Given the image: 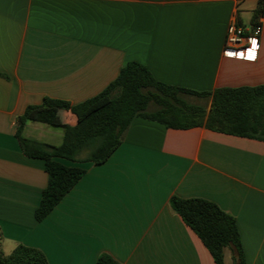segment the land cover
Here are the masks:
<instances>
[{
  "label": "crops",
  "instance_id": "obj_1",
  "mask_svg": "<svg viewBox=\"0 0 264 264\" xmlns=\"http://www.w3.org/2000/svg\"><path fill=\"white\" fill-rule=\"evenodd\" d=\"M264 0H0V251L22 244L48 264H214L169 199L201 198L235 219L245 264H264V141L132 119L103 163L70 162L81 179L40 222L47 175L25 156L16 118L44 97L78 104L100 93L128 62L159 82L212 92L264 84V10L259 49H223L227 28L254 25ZM28 119L21 136L58 146L63 125ZM224 263L232 264L224 250Z\"/></svg>",
  "mask_w": 264,
  "mask_h": 264
},
{
  "label": "trees",
  "instance_id": "obj_2",
  "mask_svg": "<svg viewBox=\"0 0 264 264\" xmlns=\"http://www.w3.org/2000/svg\"><path fill=\"white\" fill-rule=\"evenodd\" d=\"M264 1L253 11V21L263 14ZM192 97L208 106L188 102ZM58 111L76 117L74 125H63V140L52 146L21 136L30 118L53 125ZM156 121L169 129L204 127L222 134L264 141V84L254 87L218 88L197 92L157 81L146 67L128 62L100 93L78 104L44 97L39 105L27 106L16 118L15 137L22 153L44 162L47 182L34 218L42 221L81 179L85 170L70 162H105L118 147L132 119ZM171 209L198 237L214 264L224 263V250L231 251L232 264H245L235 219L216 204L201 198L169 199ZM1 237V235H0ZM0 264H48L44 254L32 247L16 245L9 254L0 251ZM94 264H119L100 254Z\"/></svg>",
  "mask_w": 264,
  "mask_h": 264
},
{
  "label": "built area",
  "instance_id": "obj_3",
  "mask_svg": "<svg viewBox=\"0 0 264 264\" xmlns=\"http://www.w3.org/2000/svg\"><path fill=\"white\" fill-rule=\"evenodd\" d=\"M260 34L261 16H259L254 25L248 29L231 23L227 28L223 49L230 54L246 58V54L258 51Z\"/></svg>",
  "mask_w": 264,
  "mask_h": 264
},
{
  "label": "rangeland",
  "instance_id": "obj_4",
  "mask_svg": "<svg viewBox=\"0 0 264 264\" xmlns=\"http://www.w3.org/2000/svg\"><path fill=\"white\" fill-rule=\"evenodd\" d=\"M188 102H191V103H195V104H201V105H204V106H208V101L207 100H204V99H197V98H192V97H188L186 98Z\"/></svg>",
  "mask_w": 264,
  "mask_h": 264
}]
</instances>
